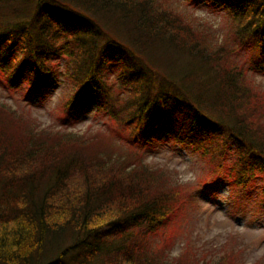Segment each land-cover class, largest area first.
I'll list each match as a JSON object with an SVG mask.
<instances>
[{"label": "trees", "instance_id": "16d2710c", "mask_svg": "<svg viewBox=\"0 0 264 264\" xmlns=\"http://www.w3.org/2000/svg\"><path fill=\"white\" fill-rule=\"evenodd\" d=\"M0 1L11 5L0 16V81L17 103L20 98L30 105L41 94V81L50 75L56 80L47 63L61 55L68 56L67 79L75 88L59 126L76 123L71 113L90 94L100 99L106 91L109 99L113 88L128 92L125 107L116 110L110 99L98 100L110 108L113 121L101 133L123 150L112 165L116 174L108 179L95 178L112 164L104 154L94 158L97 164L88 158L79 163L75 154L86 147L55 150L22 138L19 127H0V264L238 263L234 252L198 261L185 250L165 261L159 246L144 245L136 229L158 232L182 201L181 186L169 173L140 163L147 144L169 133L151 125L158 121L156 111L165 110L163 99H170L171 112L189 128L174 130L176 137L204 147L203 154L228 149L245 166L244 174L258 167L264 174V88L247 80V70L264 73V0H216L233 20L221 41L182 23L180 13L162 9L157 0L162 7L154 0ZM20 2L27 3L25 9H18ZM111 8L119 12L113 22L103 19ZM114 28L131 39L114 38ZM112 53L120 55L116 61L135 58V64L146 57L150 66L109 80ZM176 66L185 70L180 79L169 70ZM23 80L32 81L34 89H23ZM5 115L14 119L0 102L4 125ZM205 134L211 138L204 139Z\"/></svg>", "mask_w": 264, "mask_h": 264}, {"label": "rangeland", "instance_id": "374dc122", "mask_svg": "<svg viewBox=\"0 0 264 264\" xmlns=\"http://www.w3.org/2000/svg\"><path fill=\"white\" fill-rule=\"evenodd\" d=\"M157 1L167 8L160 6ZM157 1L154 0L162 9H171L174 12L176 10L180 13L182 23L190 24L195 30L210 31L219 41L223 40L229 32V28L231 29L232 15L225 14L219 1L199 0L195 5H191L187 0ZM26 5V2H20L18 9L23 10ZM10 7V3L3 4L0 1V16L6 15V11L10 10ZM118 13L115 8H111L106 14L108 19L105 17L103 19L113 22L117 19ZM101 17L99 16V18ZM111 31L116 39L117 36L122 37L124 34L122 29L114 28ZM130 31L135 35V31L132 29ZM130 39L125 35V40ZM172 49L170 48V50ZM184 54L191 60L190 55ZM148 55L154 57V54L149 51ZM14 56L21 57L18 51L14 52ZM119 56L115 53L111 55L108 68L109 80L113 76L116 78L118 74L120 63L118 64L115 58ZM47 65L58 76L54 82L53 76L50 75L48 79L38 84L42 85L41 94L33 96L30 105L20 98L21 102L17 103L12 96L6 93L3 83L0 81V102L12 112L14 117L13 119L9 115H5L3 120H7V122L4 125L1 120V129L19 127L23 132L22 138L30 136L32 141H38L40 144L44 141L55 150L63 148V146L86 147L84 152L75 154L79 156L76 158L79 163L80 160L83 161L87 158L94 160L95 157L104 154L109 157L112 164L104 166L107 169L106 173H100L97 169H93V172L97 171L95 178L108 179L114 176L116 174L113 172L115 167L112 165L117 162L116 159L123 157L121 154L123 150L111 145L101 133L113 121L110 108L100 105L98 100L102 102L111 100V105H114L112 108L116 110L125 107L128 92L122 89L117 92L113 88L110 100L106 97V91H102L100 99L90 94L71 113L76 118V123L59 126L61 117L65 115L66 103L75 87L72 80L67 79L65 61H49ZM160 65L162 66V64ZM201 68L208 69L206 65ZM169 70L178 79L181 77L179 72L185 71L177 66ZM247 71L250 75L247 77L249 83L254 82L264 88V73ZM22 86L23 89L28 87L34 89L32 81L29 80H23ZM250 88L255 90L251 86ZM163 100L165 103L163 105L161 102L160 106H165V110L156 111L158 121L155 123L156 126H151L155 128L156 132L169 130L167 131L169 133L158 134L157 137H154L152 145L147 144L143 153L145 160L140 165L144 167L147 164L153 169L165 170V173H169L181 186L182 204H179L178 212L174 213L169 228L163 225L159 233L148 228L136 229V231L139 230V236L141 239L143 238L144 245L150 248L159 246L160 255L157 254L165 261H171L174 257L178 258L180 252L185 250L194 253V259L198 261L210 258L216 260L223 254L234 252L240 259L235 264H264V196L261 193V188L264 187V174L259 170H256L252 176L244 174L245 166L238 160V156L228 149L213 148L203 154L204 147L199 149L188 140L182 141L176 137L174 130L181 127L189 128L182 123L176 113L171 112L173 107L171 100ZM44 134L47 135L44 136ZM209 138L211 136L205 134L204 139ZM207 143L205 141V144ZM219 151H222V154L216 153ZM77 161L73 167H78ZM93 164H97L95 160ZM94 166L97 167V165ZM102 166L100 164L99 167ZM108 167L112 171H109ZM75 178L78 179L79 176L77 175ZM210 180H217L220 185L215 184L216 186L208 188L205 186V182ZM229 213L234 216L229 217ZM131 241H135V236Z\"/></svg>", "mask_w": 264, "mask_h": 264}, {"label": "bare ground", "instance_id": "6f19581e", "mask_svg": "<svg viewBox=\"0 0 264 264\" xmlns=\"http://www.w3.org/2000/svg\"><path fill=\"white\" fill-rule=\"evenodd\" d=\"M151 51V50H150ZM149 51V52H150ZM148 52V51H146ZM149 57V55H148ZM57 59L59 61H65L68 59V56H64V55H61V56H58ZM118 64H119V70H118V73L119 72H127V71H134L135 72V68L138 69L139 71H143L145 70L148 66H150L149 64V61L146 60V57H142V59H140V61H137L136 64H135V58L133 60H131L130 62H125V61H117ZM122 73V74H123Z\"/></svg>", "mask_w": 264, "mask_h": 264}]
</instances>
